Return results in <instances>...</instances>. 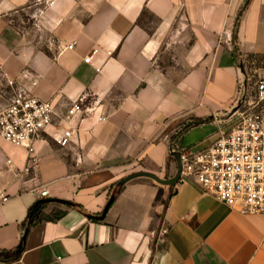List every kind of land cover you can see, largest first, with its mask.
<instances>
[{
  "label": "crops",
  "instance_id": "1",
  "mask_svg": "<svg viewBox=\"0 0 264 264\" xmlns=\"http://www.w3.org/2000/svg\"><path fill=\"white\" fill-rule=\"evenodd\" d=\"M251 54H264V0H0V110L9 78L55 109L31 154L0 136V251L19 246L37 201L49 215L0 264H264V214L193 182L118 190L135 171L174 176L173 145L200 150L228 130ZM196 118L209 120L182 131Z\"/></svg>",
  "mask_w": 264,
  "mask_h": 264
},
{
  "label": "built area",
  "instance_id": "2",
  "mask_svg": "<svg viewBox=\"0 0 264 264\" xmlns=\"http://www.w3.org/2000/svg\"><path fill=\"white\" fill-rule=\"evenodd\" d=\"M74 45L75 42L68 48ZM91 60L92 55L85 57V62ZM240 67L239 95L247 84V65L240 63ZM7 82L11 92L8 105L0 110V136L26 147L31 154L35 151V143L44 139L46 129L54 121V106L50 100L17 89L14 79L9 78ZM257 98V105L264 102V78L257 83ZM255 107L236 110V119L229 123L231 127L223 129L207 147L179 151L182 161L179 182H193L232 209L252 215L264 214V114ZM82 111V104L75 102L67 115ZM73 135L72 126L62 128L57 141L67 147ZM48 193L44 189L38 196L44 198ZM7 200L8 197L2 198L3 202Z\"/></svg>",
  "mask_w": 264,
  "mask_h": 264
},
{
  "label": "rangeland",
  "instance_id": "3",
  "mask_svg": "<svg viewBox=\"0 0 264 264\" xmlns=\"http://www.w3.org/2000/svg\"><path fill=\"white\" fill-rule=\"evenodd\" d=\"M239 64L243 63L244 65H247V74H246V87H244L242 94L239 95V99L237 102L236 110H245L248 107H252L253 105H256L254 108L255 110H258L264 114V102H261L257 105V83L259 80L264 78V61L258 62L254 59H251L248 56H238ZM251 103V104H250ZM251 105V106H249ZM236 112V111H235ZM237 114H234V116H230L229 123L236 119ZM227 125V128L229 129L231 125ZM225 128V127H224ZM178 135L180 136L181 130H178ZM136 172V171H135ZM134 173V172H133ZM164 202V200H161Z\"/></svg>",
  "mask_w": 264,
  "mask_h": 264
},
{
  "label": "trees",
  "instance_id": "4",
  "mask_svg": "<svg viewBox=\"0 0 264 264\" xmlns=\"http://www.w3.org/2000/svg\"><path fill=\"white\" fill-rule=\"evenodd\" d=\"M241 13H239L240 16ZM239 18V17H238ZM238 23V22H237ZM237 23L235 25V36H236V30H237ZM248 57H250L251 59H254L258 62V64H260V62L264 61V54H251ZM209 119H202V118H196L194 119L192 122H190L189 124H187L184 128H182V131H185L186 129H188L191 126L197 125V124H201L204 123L206 121H208ZM181 131V132H182ZM176 136V135H174ZM173 138H176L174 137ZM177 150L180 151L181 150V146L179 145H173L172 150ZM69 205H74L71 202H67ZM45 207V203H43L42 201H37L36 204H34L31 209L29 210V214L28 217L26 219V229H25V234L21 240V243L19 244V246L14 249V250H10V251H0V261H10L13 259L18 258L22 252H23V243H24V239H25V235L26 232L30 229L31 226H33L34 224H36L39 221L42 220H47L49 219V215H46L43 210ZM59 214L54 215V218H56ZM7 255V256H5Z\"/></svg>",
  "mask_w": 264,
  "mask_h": 264
},
{
  "label": "water",
  "instance_id": "5",
  "mask_svg": "<svg viewBox=\"0 0 264 264\" xmlns=\"http://www.w3.org/2000/svg\"><path fill=\"white\" fill-rule=\"evenodd\" d=\"M171 154H172V156L175 157V160L177 163V170H176V173L174 176H172L170 178H161V177H159L153 173L139 171V172H135V173H132L130 175H127V176L123 177L122 179H120V181L118 182V190H121L122 187L126 183H128L129 181H131L135 178H138V177H149L161 185L175 186L180 180L181 171H182V161H181L179 151H177V150L172 151ZM115 198H116V194H112L109 201L107 202L104 210L102 211V213L100 215H90V217L93 219H97V220H103L106 217V215H107L110 207L112 206L113 202L115 201Z\"/></svg>",
  "mask_w": 264,
  "mask_h": 264
}]
</instances>
